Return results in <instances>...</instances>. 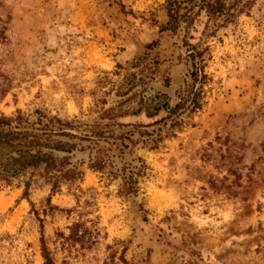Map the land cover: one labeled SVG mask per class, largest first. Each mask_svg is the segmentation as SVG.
<instances>
[{
	"label": "rangeland",
	"instance_id": "374dc122",
	"mask_svg": "<svg viewBox=\"0 0 264 264\" xmlns=\"http://www.w3.org/2000/svg\"><path fill=\"white\" fill-rule=\"evenodd\" d=\"M236 1L163 29L168 0H0V129L73 134L83 171L0 187V264L42 237L55 264H264V0Z\"/></svg>",
	"mask_w": 264,
	"mask_h": 264
},
{
	"label": "trees",
	"instance_id": "16d2710c",
	"mask_svg": "<svg viewBox=\"0 0 264 264\" xmlns=\"http://www.w3.org/2000/svg\"><path fill=\"white\" fill-rule=\"evenodd\" d=\"M177 0H168L167 12L169 21L163 29H177L182 18L185 20L190 17L193 7L185 6L182 13V3L176 4ZM238 1L227 6L225 0H202L201 7H207L212 14H230L231 7L237 6ZM194 56V54H192ZM195 72H193V75ZM165 105H168L165 103ZM196 105V104H195ZM18 118H21L20 116ZM10 118L3 117L0 124H11ZM54 135L74 136L71 133L62 131L56 132L53 129L39 132L35 129H0V187L11 185L20 177L37 173L47 176L53 183L54 188L59 186L63 180H76L83 175L80 167L74 164L70 153L73 152L74 144L63 139L53 138ZM97 167L95 162L91 165ZM100 168V167H98ZM132 179L123 183V188L128 191ZM29 184V182L27 183ZM28 187V186H27ZM97 226V224H96ZM78 224L71 228V233L65 237V241H83V244H90L99 233L98 227L92 231L85 229L82 233ZM91 232L90 237L86 234ZM89 245V246H90ZM42 253L46 264H55V258L42 237Z\"/></svg>",
	"mask_w": 264,
	"mask_h": 264
}]
</instances>
